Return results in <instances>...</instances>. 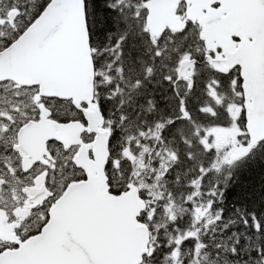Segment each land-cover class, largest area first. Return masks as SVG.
Returning a JSON list of instances; mask_svg holds the SVG:
<instances>
[{"label":"snow or ice","instance_id":"1","mask_svg":"<svg viewBox=\"0 0 264 264\" xmlns=\"http://www.w3.org/2000/svg\"><path fill=\"white\" fill-rule=\"evenodd\" d=\"M166 2L0 0V264H264V0Z\"/></svg>","mask_w":264,"mask_h":264},{"label":"water","instance_id":"2","mask_svg":"<svg viewBox=\"0 0 264 264\" xmlns=\"http://www.w3.org/2000/svg\"><path fill=\"white\" fill-rule=\"evenodd\" d=\"M201 0H196L195 4V12L199 14ZM175 7L174 0H167L165 4H163L158 11V20L159 22H172L174 21V17L172 16L171 9ZM226 31V28L224 25L216 24L211 29V37L216 38L218 43L224 42V33ZM230 44L231 42L228 41ZM63 78L71 80L73 83L77 82L78 79V73L74 68H67L62 73ZM100 183H103V178H100Z\"/></svg>","mask_w":264,"mask_h":264}]
</instances>
